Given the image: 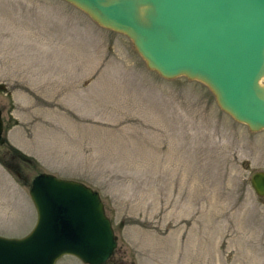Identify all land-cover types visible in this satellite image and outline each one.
<instances>
[{
	"label": "rangeland",
	"instance_id": "374dc122",
	"mask_svg": "<svg viewBox=\"0 0 264 264\" xmlns=\"http://www.w3.org/2000/svg\"><path fill=\"white\" fill-rule=\"evenodd\" d=\"M0 109L1 236L31 230V181L49 173L99 193L116 237L106 264H264V196L250 184L264 129L202 82L148 68L74 5L0 0Z\"/></svg>",
	"mask_w": 264,
	"mask_h": 264
},
{
	"label": "water",
	"instance_id": "95a60500",
	"mask_svg": "<svg viewBox=\"0 0 264 264\" xmlns=\"http://www.w3.org/2000/svg\"><path fill=\"white\" fill-rule=\"evenodd\" d=\"M65 1L127 36L148 68L202 82L236 121L264 129V0ZM2 130L0 109V144ZM250 184L263 197L264 171ZM29 194L36 222L24 237L0 236V264H55L63 255L104 264L113 254L116 237L97 191L39 173Z\"/></svg>",
	"mask_w": 264,
	"mask_h": 264
},
{
	"label": "bare ground",
	"instance_id": "6f19581e",
	"mask_svg": "<svg viewBox=\"0 0 264 264\" xmlns=\"http://www.w3.org/2000/svg\"><path fill=\"white\" fill-rule=\"evenodd\" d=\"M163 148V147H162ZM169 149H170V147H169ZM169 149H167L168 151H169Z\"/></svg>",
	"mask_w": 264,
	"mask_h": 264
}]
</instances>
